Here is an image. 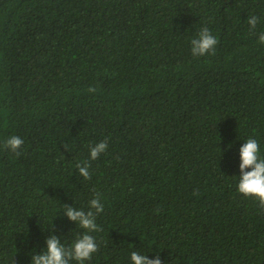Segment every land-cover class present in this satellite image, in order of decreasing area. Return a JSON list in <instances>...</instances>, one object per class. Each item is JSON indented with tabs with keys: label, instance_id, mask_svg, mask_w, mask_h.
<instances>
[{
	"label": "trees",
	"instance_id": "16d2710c",
	"mask_svg": "<svg viewBox=\"0 0 264 264\" xmlns=\"http://www.w3.org/2000/svg\"><path fill=\"white\" fill-rule=\"evenodd\" d=\"M202 27L218 43L193 56ZM261 33L264 0H0V264L70 246L65 205L97 194L84 264H264V209L237 191L249 137L264 158Z\"/></svg>",
	"mask_w": 264,
	"mask_h": 264
},
{
	"label": "clouds",
	"instance_id": "9594fccd",
	"mask_svg": "<svg viewBox=\"0 0 264 264\" xmlns=\"http://www.w3.org/2000/svg\"><path fill=\"white\" fill-rule=\"evenodd\" d=\"M250 29H255L258 18L251 16L247 18ZM259 42L264 44V33L258 37ZM218 43L215 36L212 35L207 27H202L198 35L191 40V52L193 56H204L214 52ZM89 92H95L96 89L90 87ZM24 141L16 135H12L4 142V147L20 155V149ZM108 141L102 140L90 148V160H96L107 150ZM231 147V145L229 146ZM260 146L254 137H249L239 149L240 155V173L237 191L244 197L254 198L258 201V206L264 209V158L259 155ZM78 174L85 180L91 179L90 163L88 161L78 162L76 164ZM251 169V171H246ZM104 205L101 203L97 194L89 201V210L77 209L75 206L65 205L64 214L68 219L85 230L78 235L77 239L66 246L61 243L60 237L51 234L46 237V249L38 254H33L30 264H84L89 261L92 255L99 248L96 239L91 233L99 232L101 229L96 223V216L102 213ZM131 264H162L159 254L154 259H149L148 255L141 254L138 251L131 252ZM15 264V261H14Z\"/></svg>",
	"mask_w": 264,
	"mask_h": 264
}]
</instances>
